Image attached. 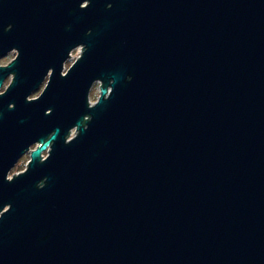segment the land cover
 <instances>
[{"label":"water","instance_id":"1","mask_svg":"<svg viewBox=\"0 0 264 264\" xmlns=\"http://www.w3.org/2000/svg\"><path fill=\"white\" fill-rule=\"evenodd\" d=\"M12 50L0 264H264V0H0Z\"/></svg>","mask_w":264,"mask_h":264},{"label":"rangeland","instance_id":"2","mask_svg":"<svg viewBox=\"0 0 264 264\" xmlns=\"http://www.w3.org/2000/svg\"><path fill=\"white\" fill-rule=\"evenodd\" d=\"M79 55H80V51H79V50H74V51L72 52V54H71V59H70L68 62H66V64L64 65V71H63V72L67 71V70L70 68V66H71V65L74 63V61L79 57ZM12 59H13V56L10 57V58H8V59H6V60L0 61V65H6V64H8ZM99 86H100V84H99V83H96V84L92 87V89H91V91H90V94H89V101H90L91 105L95 104V102H96V100H97V98H98V96H99ZM42 87H43V85L41 86L40 90H39L38 92H36V93H33V94L31 95L30 98L37 97V96L39 95V93H40ZM2 91H3V90H1V92H2ZM75 134H76V131L73 130L72 133L70 134V136H71V137H74ZM46 156H47V155H46V152H45V153L43 154V157L46 158ZM22 158H23V157H22ZM22 158H21L20 160H22ZM29 161H30V159H29L28 156H27V157H24V159L22 160V162H21L19 168L17 169V171H15L16 168H14V169L10 172V174L8 175V179H11L12 176H14V175H17V174H19V173H23V172L26 170Z\"/></svg>","mask_w":264,"mask_h":264},{"label":"flooded vegetation","instance_id":"3","mask_svg":"<svg viewBox=\"0 0 264 264\" xmlns=\"http://www.w3.org/2000/svg\"><path fill=\"white\" fill-rule=\"evenodd\" d=\"M85 6H86V5L84 4L82 7H85ZM76 50H79V51H80V54L82 53L81 48H77ZM72 52H73V51H72ZM72 52L70 53L69 57H71ZM12 56H13V59H12L11 61H13V60L17 57V52H16L15 50L10 51V52L7 53L6 56H4V57H0V61L6 60V59H8V58H10V57H12ZM80 56H81V55H79L78 58H80ZM78 58H77V59H78ZM70 59H71V58H69V60H70ZM77 59H76V60H77ZM69 60H68V61H69ZM76 60H75V61H76ZM11 61H10L8 64H10ZM68 61H67V62H68ZM75 61H74V63H75ZM74 63H73V64H74ZM8 64H6V65H0V67H5V66H7ZM65 64H66V63H65ZM65 64H64V65H65ZM73 64H72V65H73ZM49 74H50V73H49ZM65 74H66V71L62 73L63 76H64ZM12 80H13V75H9L7 78H5V80L3 81L2 85H1V88H0V95L3 94V93L6 91V89H7V88L9 87V85L11 84ZM47 82H48V77L45 78V80H44V82H43V84H42L43 87H42L40 93L44 90V88H45ZM95 84H96V83H95ZM95 84H94V85H95ZM42 85H41V86H42ZM94 85H93V86H94ZM41 86H40V88H41ZM40 88H39V90H40ZM1 90H3V91L1 92ZM40 93H39V95H40ZM39 95H38V96H39ZM38 96H37V97H38ZM30 97H31V96H30ZM30 97L28 98L29 100H31V99H36V98H37V97H34V98H30ZM96 101H97V100H96ZM89 102H90V101H89ZM90 104H91V103H90ZM72 131H73V130H72ZM71 133H72V132H71ZM71 133H70V134H71ZM71 138H72V137L70 136V139H71ZM70 139H68V141H69ZM34 148H35V146L31 147L29 151H32ZM44 153H45V152H44ZM44 153H42V156H41L43 160L45 159V158L43 157V154H44ZM46 155H47V152H46ZM27 156H28L29 159H30V155H29V153H26V154L23 156L22 160L24 159V157H27ZM22 160H19L18 163L16 164V166H15L14 168L19 167L20 164H21V162H22Z\"/></svg>","mask_w":264,"mask_h":264},{"label":"trees","instance_id":"4","mask_svg":"<svg viewBox=\"0 0 264 264\" xmlns=\"http://www.w3.org/2000/svg\"><path fill=\"white\" fill-rule=\"evenodd\" d=\"M18 168H19V167H17V168L15 169V171H17Z\"/></svg>","mask_w":264,"mask_h":264}]
</instances>
